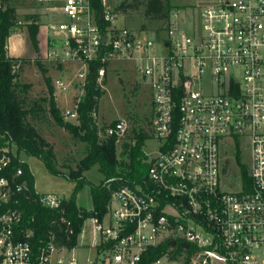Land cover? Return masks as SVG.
<instances>
[{
	"label": "built area",
	"instance_id": "built-area-1",
	"mask_svg": "<svg viewBox=\"0 0 264 264\" xmlns=\"http://www.w3.org/2000/svg\"><path fill=\"white\" fill-rule=\"evenodd\" d=\"M11 1L0 0V15ZM101 2L100 13L93 0L46 7L64 16L48 25L46 58L87 64L88 71L100 61L101 85L110 63L133 61L151 87L152 132L163 147L151 159L146 155L144 185L120 186L104 218L91 217L97 264H138L149 247L172 241L189 243L195 263L264 264V0H217L189 24L172 8L162 38L120 25L115 9ZM25 25L19 19L16 28ZM4 54L12 57L9 39L0 46V62ZM87 73L80 72L85 81ZM63 115L77 116V104ZM129 128V120L119 119L105 125V133L121 143ZM244 139L252 156L249 192L243 185L229 190L223 181L225 146ZM11 163L10 155L0 154V264H55V255L69 247L59 246L53 228L35 239L24 225L21 201L29 199V185L23 169L12 171ZM38 197L64 214L65 198ZM61 221L70 239L74 227L64 215Z\"/></svg>",
	"mask_w": 264,
	"mask_h": 264
},
{
	"label": "trees",
	"instance_id": "trees-1",
	"mask_svg": "<svg viewBox=\"0 0 264 264\" xmlns=\"http://www.w3.org/2000/svg\"><path fill=\"white\" fill-rule=\"evenodd\" d=\"M95 10L100 13L103 5L101 0H93ZM174 7L172 0H129L122 1L115 9L123 13L138 11L143 22L139 30L155 32L162 38L170 20L171 10ZM25 24L28 28L31 41L39 51L38 34L40 31V15L28 14ZM16 9L10 6L0 15V46L3 48L11 35L18 29ZM26 59L19 57H7L4 54L0 62V154L6 152L12 158L10 169L16 171L23 169V178L28 181L29 199L22 198L24 209V225L34 229L35 239L43 237L50 229H55L59 246L66 245L69 248L77 246L79 235L82 233L84 223L88 218L97 216L103 219L110 206L112 195L122 185L136 187L145 184V176L149 169V163L145 161V154L140 149L141 143L150 135L146 130L134 131L130 136L132 142L124 141V149L119 152L117 136H106L105 126H100L97 120L100 100L105 93L99 83V69L103 66L100 61H92L84 84L85 95L77 104V123H72L64 117L55 98V87L52 78L48 75V69L40 58L37 65L44 72L48 84V97L40 101H29L27 92L30 84L20 83L23 64ZM20 64L15 70L14 66ZM107 67V65H106ZM48 103L44 107L43 103ZM47 110L56 124L73 137L88 144V153L80 160L77 168H71L68 173L60 170L56 162L54 146L39 132L30 118H37L42 111ZM116 122V121H113ZM12 146L17 148L13 152ZM25 152L29 156L41 159L52 174L64 176L76 182V188L71 198L64 201L65 212L55 211L44 207L38 197L35 188V178L27 162L20 159L19 153ZM236 161L239 165V175L243 179L246 192L252 190L251 177L248 167L241 162L240 152H236ZM98 164L100 172L105 176L98 184H92L84 176V172ZM90 185L93 199L92 209L81 208L76 201L77 194L85 186ZM64 215L74 227V234L67 238V223L61 221ZM194 250L183 248L180 244L169 245L163 242L151 246L145 251L138 264H155L164 256L176 259L181 253L186 254L184 264H190Z\"/></svg>",
	"mask_w": 264,
	"mask_h": 264
},
{
	"label": "rangeland",
	"instance_id": "rangeland-1",
	"mask_svg": "<svg viewBox=\"0 0 264 264\" xmlns=\"http://www.w3.org/2000/svg\"><path fill=\"white\" fill-rule=\"evenodd\" d=\"M114 9L122 2L129 0H106ZM217 0H172L174 11H180V18L186 24L195 19L201 9L208 4H215ZM61 3V0L53 2L38 0H12L11 6L16 9L18 20L25 22L26 16L32 13L40 15L41 25L49 21L59 20L56 10L47 12V6H55ZM117 12V21L120 25L126 26L132 30H139L143 18L138 11L123 13ZM41 27V26H40ZM24 28V29H23ZM48 29V27H47ZM23 30V31H22ZM43 30L41 29V33ZM147 36H152L151 33ZM39 39V38H38ZM10 53L27 61L23 64L20 77V83L30 84L31 88L27 92L29 101H40L43 97H48V84L44 72L37 65V58L43 61L48 69V75L52 78L55 87V98L64 114L69 110L75 112L76 103L85 95V78L80 76V72L86 74L88 65L71 61L61 64L51 61L46 56L40 54L34 47L27 26L25 25L9 38ZM41 46V44H39ZM35 56V57H32ZM62 86L66 89L63 90ZM102 89L105 90L100 100L97 120L100 126H105L119 119H127L130 122L128 134L119 143V152L123 147V142H132L130 136L134 131L146 130L150 135L142 143L140 149L148 159L156 156L163 147V143L152 132V93L151 87L147 81L136 70L133 61H113L107 68V74L102 82ZM48 107V103H43ZM66 120L77 123V116L69 115ZM30 121L37 127L39 132L54 146L56 153V162L60 170L68 173L71 168H77L80 160L88 153V144L81 141L64 128L58 126L51 114L44 110L39 117L30 118ZM13 152L17 153V148L12 146ZM240 152L241 162L251 165V148L247 140L235 145L228 143L222 154L223 181L225 187L229 190L239 191L242 188L243 179L239 175V165L236 161V152ZM20 159L27 162L35 178V188L39 194L54 193L65 199L72 197L76 188V182L64 176L52 174L46 164L37 157H32L25 152L19 153ZM84 176L92 184H100L105 176L99 170L98 164L92 166L84 172ZM77 204L83 209L93 208V199L89 184L79 191L76 198ZM107 223L108 221L105 220ZM94 221L88 218L84 224V231L79 235L77 246L69 248L66 251L55 255V264H68V260L75 257L77 264H91L89 259L95 260L97 264V251L92 246L95 242L93 235ZM179 245V244H177ZM59 257H65L64 263L57 262ZM186 254L181 253L176 259L170 256L162 257L155 264H184ZM100 264V263H98ZM111 264V263H106ZM190 264L195 263L191 260Z\"/></svg>",
	"mask_w": 264,
	"mask_h": 264
},
{
	"label": "crops",
	"instance_id": "crops-1",
	"mask_svg": "<svg viewBox=\"0 0 264 264\" xmlns=\"http://www.w3.org/2000/svg\"><path fill=\"white\" fill-rule=\"evenodd\" d=\"M58 17H59V20H61V19H63L64 18V16H62V15H58ZM47 21V20H46ZM45 21V23L44 24H42L41 25V27H40V31H39V34H38V38H39V44H41V46H39V53L41 52L42 53V51H43V54L42 55H44V56H46L47 55V53H48V50H49V27H48V25H49V21L48 22H46ZM47 27H48V29H47ZM24 29V28H23ZM41 29L43 30V32L41 33ZM23 31V30H22ZM40 53V54H41ZM12 55V54H11ZM13 57H18V56H14V55H12ZM32 57H35V56H32ZM20 58V57H19Z\"/></svg>",
	"mask_w": 264,
	"mask_h": 264
},
{
	"label": "water",
	"instance_id": "water-1",
	"mask_svg": "<svg viewBox=\"0 0 264 264\" xmlns=\"http://www.w3.org/2000/svg\"><path fill=\"white\" fill-rule=\"evenodd\" d=\"M103 40L106 41V38H104ZM175 244H176V241H172L169 243V245H175ZM181 246L185 249H189L190 244L187 242H183V243H181Z\"/></svg>",
	"mask_w": 264,
	"mask_h": 264
}]
</instances>
